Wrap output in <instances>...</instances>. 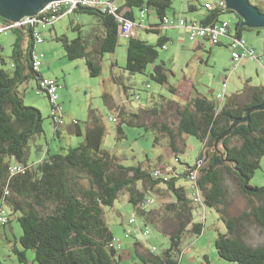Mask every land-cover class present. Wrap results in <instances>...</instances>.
Returning <instances> with one entry per match:
<instances>
[{
    "label": "trees",
    "instance_id": "16d2710c",
    "mask_svg": "<svg viewBox=\"0 0 264 264\" xmlns=\"http://www.w3.org/2000/svg\"><path fill=\"white\" fill-rule=\"evenodd\" d=\"M172 5L173 0H124L120 10L130 8L124 13L125 19L135 22V8L146 14L153 9L160 19L148 28L158 34L156 44L135 36L129 38L125 70L146 74L149 66L155 64L149 71L150 78L168 85L169 92L181 101L160 95L161 99L150 107L127 111L125 105L120 106V120L115 118L118 139L125 136L124 124L143 127L154 131V145L167 140L176 155L186 148V137L199 139L203 147L197 162L181 163L177 156L184 167L177 170L172 166V172L159 163L123 165L120 157L103 149L105 128L94 110L85 129L77 120L70 122L72 132L83 138L78 146L63 153L38 145L37 158L32 159L31 144L44 134V118L39 108L26 105L19 87L31 79L38 82L42 75L33 68L34 29L28 28L27 34L14 30L18 37L11 56L12 68L0 69V212L5 214L3 207L7 205L18 215L22 230L18 242L22 249L14 247V251L20 261L28 263L26 250L32 249V264H123L121 244L115 242L104 215L105 208L113 206L125 192L134 207L135 222L137 217L142 220L143 235L150 234L149 225L153 224L169 241L168 248L159 251L152 245L144 248V242L136 239L134 250L139 264H179L184 239L203 233L204 223L194 215L198 207L204 212L206 207L215 208L227 226V232L219 233L216 240L221 258L235 264H264V242L250 245L240 231L242 220L247 218L264 231V186L252 184L264 156V108L249 113L254 106H264V85L247 87L221 100L191 96L188 89L169 84L164 62H156L159 49L169 41L161 34ZM82 12L99 18L100 31L83 34L79 25L76 38L63 34L55 39L62 44L67 59H84L90 75L99 76L104 55L115 53L119 45L120 23L115 15L98 9L85 8ZM225 12L227 9L208 10L201 24L214 23ZM244 29L237 22L235 29L230 27L229 31L240 37ZM135 96L140 100V95ZM170 116L174 120L169 121ZM54 123L59 133L61 125ZM65 124L64 121L62 125ZM16 165L24 169L12 172ZM225 168L236 175L244 195L259 200L239 218L227 213ZM182 179L187 186L179 184ZM160 197L170 199L160 202ZM7 217L1 229L10 222Z\"/></svg>",
    "mask_w": 264,
    "mask_h": 264
},
{
    "label": "rangeland",
    "instance_id": "374dc122",
    "mask_svg": "<svg viewBox=\"0 0 264 264\" xmlns=\"http://www.w3.org/2000/svg\"><path fill=\"white\" fill-rule=\"evenodd\" d=\"M116 1L118 4L124 3V0ZM250 1L254 3L257 0ZM261 1L264 2V0ZM184 2L185 0H173V8L169 10L173 20V10L180 14ZM135 9L138 11V8ZM150 11L152 14L155 13L153 9ZM220 17V21H228L235 28L240 15L228 8L227 12ZM136 24H138V21ZM79 25H82V29H79L82 30L83 34L96 33L101 28V23L97 16L78 12L77 10L73 14L62 16L53 27L49 28V26L43 29L45 42L40 45L43 52L48 50V53L47 51L44 52L41 59L43 69L45 67L47 69L51 63L55 62L51 69L60 73L57 76H53L58 78L61 86L58 89V100L65 115L66 123L58 128L59 133L56 132L57 127L51 117V104L48 96L45 93L37 92L35 79H31L19 87L21 93L25 94L27 92L29 94L30 98H24L26 105L37 107L35 106L37 105L36 101L46 104L45 110L37 107L41 110L44 118V134L35 142H32L31 158H37L36 148L38 145L44 147V149H50L51 152L63 153L69 147L78 146L83 138L71 131L70 122L71 120H77L79 125L85 129L91 117V110H94L105 128L103 149L120 157L123 165L132 166L148 162L151 164L159 163V166L166 165L169 169L168 171L172 172V166H175L177 170L184 167L177 161V156L181 159V163L195 164L203 144L193 136L186 137L187 146L184 151L177 155L168 145L167 140L162 139L158 145H154V131H147L143 127H132L124 124L125 136L118 139V123L114 119L118 118L120 120V106L123 104L125 105V110L135 111L140 106L150 107L155 101L161 99L160 95L177 101H181V99L169 92L167 89L168 85H160L150 78L149 71L152 69V65L149 66L146 74H131L125 70L128 41L124 36L120 37L116 53L104 55L102 61L103 70L99 76L90 75L84 59L69 61L64 55L62 44L55 39V36L64 34L69 39H74L78 35L77 27ZM166 30L170 33L176 32L175 36L171 37L175 41L170 39L166 43L165 49H159L158 62H164V67L169 76V84L193 85L200 93L210 99H217L218 95L224 91L226 95H231L243 92L247 87L264 85V28L249 27L245 29L244 40L247 45L252 46L256 55L255 59H245L241 62L233 60V51L226 46L208 44L206 52H196L195 55L188 54L190 50H178L176 39L180 36V28H169ZM16 35L15 31L0 35V69L12 68L11 56ZM157 35L155 32H150L148 36L157 37ZM186 39L189 43H192L188 37ZM224 42H228V39H224ZM51 46L52 48H50ZM47 47L50 49H47ZM242 49L243 46L240 45L237 50L241 52ZM112 62H114V66H112ZM64 64L70 67L69 81H66V83L64 82L65 76L60 72L61 68H65V66L63 67ZM224 84H226V87H224ZM147 85L150 86L148 87ZM105 94H108L109 97L105 98ZM135 95H140V100L135 99ZM169 119V121L174 120L171 116ZM209 154L212 156L213 152L210 151ZM223 178L226 191V208L229 217L239 218L243 212H248L252 205L259 203L258 199H249L242 193L233 171L225 168ZM179 184L188 185L184 179ZM252 184L264 186V156L261 159L260 168L252 178ZM159 199L160 202H164L170 198L160 197ZM3 209L5 214L10 217V222L7 226L9 228L14 227L19 235L22 230L17 215L7 205H4ZM133 214L134 207L128 202V194L125 192L119 196L113 206L105 208V221L114 234L115 242L118 245L121 244L120 253L123 257V264H139V259L134 250V241L136 239L142 243L144 242V248L146 249L152 245L156 246L159 251H163L169 246L168 238L153 224L149 225L150 234L147 236L143 235L140 231L142 220L139 217H137L135 223L129 222ZM194 215L197 221L204 223V230L199 236H187L184 239L182 253L178 255L179 264H235L221 258L217 251L216 240L219 233L227 232V226L221 220L217 210L206 207L204 212L203 208L198 207ZM242 221L243 227L240 231L243 233V239L250 245L263 243L264 231L258 224L252 218ZM127 231L131 233H127ZM131 234L133 235L130 237ZM11 240L12 242L3 238L1 240L3 245L2 263L28 264L25 261H20L14 251V245L22 249L18 238L16 244L13 243L15 242L14 236H11ZM26 253L29 255V261L35 259V253L32 249L26 250Z\"/></svg>",
    "mask_w": 264,
    "mask_h": 264
},
{
    "label": "built area",
    "instance_id": "2783aa9c",
    "mask_svg": "<svg viewBox=\"0 0 264 264\" xmlns=\"http://www.w3.org/2000/svg\"><path fill=\"white\" fill-rule=\"evenodd\" d=\"M199 3L207 10L212 9H228L226 0H198ZM80 8H92L98 9L102 13L115 15L118 22L120 23L119 31L120 36H125L130 38L134 36V29L136 27V22L127 20L124 18V10H120V6L113 1H102V0H51L47 2L43 8L39 9L36 14L24 15L17 22L13 20L4 19L0 16V35L6 34L9 31L14 30H24L27 34L28 28L32 27L36 43H42L44 38L41 34V28H47L52 26L56 21H58L62 16L70 14L79 10ZM146 16L144 10L141 11L142 22ZM164 23L167 26L175 25L176 23L189 31V38L191 40H196L198 38H205L210 41L213 45L222 44V38L230 36L232 38L229 43V47L233 51V60L236 62H241L245 59H255V51L246 47V42L241 37H237L235 32H230V23L228 21L214 22L207 26H203L201 22L198 21H187L185 19H178L175 22L171 17H166ZM230 33V34H229ZM242 45L246 47L242 52L236 51L237 48ZM165 48V47H164ZM34 63L33 68L39 72L41 67V56L34 52ZM148 87L150 85H147ZM60 84L57 80L52 78L41 77L37 82V92L45 93L51 104V116L54 121L59 125L64 123V115L59 103L58 89ZM226 87V84H224ZM225 97V91L218 95V99L223 100ZM116 121V119H114ZM24 168L21 165H16L12 168V172L22 171ZM161 173L160 171L156 172ZM194 173H192V178H194ZM198 197H195L197 200ZM8 221V217L4 214V211L0 212V226ZM135 222V217L130 218V223ZM1 228V227H0ZM155 250V248H152Z\"/></svg>",
    "mask_w": 264,
    "mask_h": 264
},
{
    "label": "crops",
    "instance_id": "0c3cea01",
    "mask_svg": "<svg viewBox=\"0 0 264 264\" xmlns=\"http://www.w3.org/2000/svg\"><path fill=\"white\" fill-rule=\"evenodd\" d=\"M109 1H113V2L117 3L116 0H109ZM123 4H118V5L119 6H122ZM252 4L258 6L260 8V10L264 13V2L263 1L257 0L254 3H252ZM123 10L124 11H130V8L129 7H124ZM173 11H174L173 14H174V21L175 22H177V19H185L187 21H198V22H201L208 15V10H206L197 0H185V2L183 3L182 11H181L180 14H178L177 11H175V10H173ZM78 12H82V10H78ZM73 13H75V12H73ZM73 13H70V14H73ZM134 17H135V22L138 21V24H136V27L134 29V36L135 37H139V38H141L143 40H146V41H148L150 43L156 44L157 41H158V37L159 36L158 35H157V37H155V36L154 37L148 36L149 33L152 32V31H149L148 28L151 27L152 25L158 24L160 22V19L158 18L157 14L156 15H155V13L152 14L151 11H149L146 14V16H145L144 21L142 22V19H141V11H139V10L136 11V9H135L134 10ZM167 17H172L171 14L169 13V11H167ZM220 20H221V17L216 22H220ZM238 22H240V24L243 23V18L240 17L239 20H238ZM55 23L52 26H50L49 28L53 27L55 25ZM230 25H231V23H230ZM241 26L243 27V25H241ZM244 27L245 28H249L248 26H244ZM169 28H180V36L178 37V39H176L177 40V49L178 50H181V51L182 50H185V49L188 50V51L190 50L189 53H188L190 55H193V54L195 55L196 52H203L204 53V52H206V49L208 48V44L209 45H213L210 41H208L205 38H198L196 40H191L189 38V31H188V29L179 26L177 23L175 25H172V26H167L166 25V27L162 31V34L161 35L164 36V37H166V38H169V40L171 39L172 41H175L171 37L172 36H175V33H176V32L175 33H170L168 30H166V29H169ZM252 28H263V27H252ZM43 29H46V28H41V34H42V36H43ZM244 31H245V29L242 31V33L240 35V37L242 39H244ZM17 37H18V35H16V39H17ZM186 37H188L189 40L192 41V43H189L187 41ZM43 38H44V36H43ZM125 38H127V37H125ZM224 39H228V42L225 43L224 42ZM128 40H129V38H127V41ZM231 40H232V38L230 36L223 37L222 38V44H220L218 46H226V47L230 48L229 47V43L231 42ZM44 42H45V38H44V41L42 43H40V44L39 43H36V45H35V52H37L41 56V59L43 57L44 52L47 51V53H48V50H45V48H43L45 50L44 52L41 49V46L40 45L43 44ZM119 42H120V40H119ZM246 47L249 48V49H252V46L247 45V42H246ZM246 47H243L242 51ZM50 48H52V46ZM50 48L47 47V49H50ZM165 48H166V46H165ZM236 51H238V50H236ZM238 52H240V51H238ZM115 53H116V51H115ZM64 55H65V51H64ZM209 55H210V53H209ZM45 57H48V56H45ZM69 61H72V60H69ZM156 63H159L158 60H157ZM111 64H112V66H114V62H112ZM53 65H55V62L51 63L50 64V67H48L47 69H46V67H45V69H43V62H42V65L40 67V72H41V75L43 77L52 78V79H55V80L58 81V78L57 77L54 78L53 76H57L60 73H58L56 70H52L51 69V66H53ZM154 65L155 64L152 65V68H153ZM64 66H65V68H61L60 69V72H61V74H63L65 76L64 82L66 83V81H69L68 80V74L70 72V70H69L70 67L68 65H66V64H64L63 67ZM168 79H169V76H168ZM58 83H59V81H58ZM190 83L192 84L191 81H190ZM165 85L166 84H164L163 86H165ZM174 86L188 89L190 91L191 96H199V95L200 96H205V95H203V93H200L193 85H191V86H182L181 84H179V85H174ZM35 87H37V81L36 80H35ZM194 93H196V94H194ZM25 98H30L29 97V94L27 92H25ZM123 103H125V102H123ZM36 104L37 105H35V106H37V107H39L41 109H44V110L46 109V104L45 103L37 102L36 101ZM71 127H73L72 124H71ZM70 129H71V131H73L72 128H70ZM1 208H2V202L0 204V210H1ZM17 217H18V215H17ZM7 225L5 227H3L2 229L0 228V239L3 238V239H6L9 242H12L11 236H14L15 237V242H13V243L16 244L17 243V238L19 239L22 231L18 235V231H16L14 229V227L9 228ZM2 247H3V245L1 243V247H0V264H3L2 261H1L2 252H3L2 251ZM14 247H17V245H14ZM26 257L28 259V264H32L34 260L29 261V255H28V253H26Z\"/></svg>",
    "mask_w": 264,
    "mask_h": 264
},
{
    "label": "water",
    "instance_id": "95a60500",
    "mask_svg": "<svg viewBox=\"0 0 264 264\" xmlns=\"http://www.w3.org/2000/svg\"><path fill=\"white\" fill-rule=\"evenodd\" d=\"M49 1L51 0H0V16L17 22L24 15L36 14ZM226 4L243 18L240 26L264 28V13L250 0H226ZM261 108L264 106H254L249 113Z\"/></svg>",
    "mask_w": 264,
    "mask_h": 264
}]
</instances>
